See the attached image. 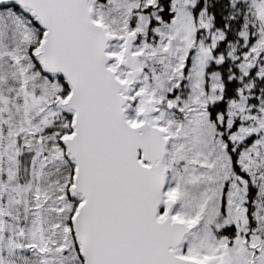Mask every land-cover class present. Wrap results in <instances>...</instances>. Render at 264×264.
<instances>
[{
	"label": "snow or ice",
	"instance_id": "1",
	"mask_svg": "<svg viewBox=\"0 0 264 264\" xmlns=\"http://www.w3.org/2000/svg\"><path fill=\"white\" fill-rule=\"evenodd\" d=\"M0 264H264V0H0Z\"/></svg>",
	"mask_w": 264,
	"mask_h": 264
}]
</instances>
